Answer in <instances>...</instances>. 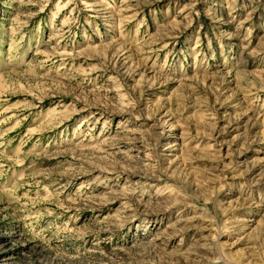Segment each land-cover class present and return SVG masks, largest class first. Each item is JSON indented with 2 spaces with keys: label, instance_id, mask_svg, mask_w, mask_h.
I'll return each instance as SVG.
<instances>
[{
  "label": "rangeland",
  "instance_id": "1",
  "mask_svg": "<svg viewBox=\"0 0 264 264\" xmlns=\"http://www.w3.org/2000/svg\"><path fill=\"white\" fill-rule=\"evenodd\" d=\"M0 264H264V0H0Z\"/></svg>",
  "mask_w": 264,
  "mask_h": 264
}]
</instances>
